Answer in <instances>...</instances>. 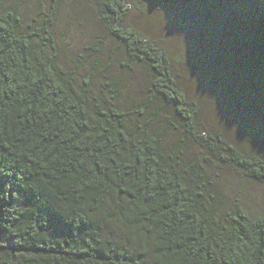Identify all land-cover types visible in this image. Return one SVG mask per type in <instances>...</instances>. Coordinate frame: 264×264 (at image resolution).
<instances>
[{
	"label": "trees",
	"instance_id": "trees-1",
	"mask_svg": "<svg viewBox=\"0 0 264 264\" xmlns=\"http://www.w3.org/2000/svg\"><path fill=\"white\" fill-rule=\"evenodd\" d=\"M92 2L122 64L149 79L140 107L120 103V81L93 93L94 72L78 83L61 65L59 0L33 23L0 0V264H264V215L227 206L210 173L216 157L264 181V153L200 134L168 50L128 22L132 0ZM261 22L264 46V0Z\"/></svg>",
	"mask_w": 264,
	"mask_h": 264
},
{
	"label": "rangeland",
	"instance_id": "rangeland-1",
	"mask_svg": "<svg viewBox=\"0 0 264 264\" xmlns=\"http://www.w3.org/2000/svg\"><path fill=\"white\" fill-rule=\"evenodd\" d=\"M29 23L41 20L52 0H13ZM262 0H132L128 22L168 50L174 74L198 104L196 128L205 138L218 132L229 142L264 153V46L261 43ZM61 65L77 70L78 83L93 73V93L107 80L120 81L119 101L142 105L149 79L138 65L124 66V54L105 39L92 0H59L54 28ZM99 39L98 46L87 45ZM107 96L113 95L107 90ZM172 113L171 108L162 111ZM154 114H151L153 117ZM154 119V117H153ZM182 132L167 131L174 143ZM203 148L190 140L188 157ZM210 173L226 205L238 202L248 212L264 215V181L245 176L216 157ZM128 238L125 229L111 225Z\"/></svg>",
	"mask_w": 264,
	"mask_h": 264
}]
</instances>
